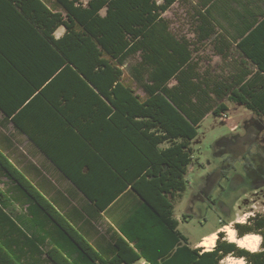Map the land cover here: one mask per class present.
Instances as JSON below:
<instances>
[{
	"label": "trees",
	"instance_id": "obj_1",
	"mask_svg": "<svg viewBox=\"0 0 264 264\" xmlns=\"http://www.w3.org/2000/svg\"><path fill=\"white\" fill-rule=\"evenodd\" d=\"M177 2L185 3L0 0V21L14 25L6 36L25 42L7 54L0 47V59L25 64L38 50L50 63L44 88L39 85L47 81L25 76L21 82L30 90L11 97L0 91V109L35 143L24 116L40 110L45 119L65 117L75 132L63 140V150L37 146L95 207L61 210L0 152V186L9 185L11 194L8 198L0 188V264H221L231 254L246 264H264V218L246 232L261 235L260 252L224 240L203 252L190 246L175 216L202 121L209 114L225 115L228 103L264 117V14L240 18L236 50L217 35L222 40L212 49L222 61L234 53L239 57L238 64L224 63L228 70L218 73L197 58V44L172 31L164 14ZM210 13L197 10L193 18L212 27L203 39L215 35ZM61 27L65 32L56 38ZM110 205L121 235L95 246L76 222L89 221Z\"/></svg>",
	"mask_w": 264,
	"mask_h": 264
},
{
	"label": "crops",
	"instance_id": "obj_2",
	"mask_svg": "<svg viewBox=\"0 0 264 264\" xmlns=\"http://www.w3.org/2000/svg\"><path fill=\"white\" fill-rule=\"evenodd\" d=\"M184 2V5L180 2L175 3L171 7V9L175 5L181 4L183 6H186L184 10L186 15L190 18L191 29L189 34H186L184 36L191 39V42L193 44H197L196 47L200 48L197 58L201 60L202 64L206 63V66L211 65L210 60L204 61L201 56L203 53H205V50L208 49L211 50L212 54L210 59H220V66L218 65L219 67L214 68L216 69V72L224 73L225 70H228L224 63L230 65L238 64L237 59L239 57H237L236 53H234V56H230L227 62H223L221 56L217 55L212 49L214 48L213 44L222 40L217 36L222 34L225 41L229 45H231V48L236 50V46L240 41L238 33H240L243 29L240 18L242 16L256 17L264 14V0H184ZM207 8L211 10V13L208 15V17L211 18L213 22H215V28L213 29L215 35L209 39H203V35L207 33L208 29H212V27L207 24L202 25L199 22L197 23L193 18L197 15V10L204 11L207 10ZM165 14L164 17L166 18ZM213 17L217 18V20H215ZM193 22L194 24L192 26ZM13 27V23H10V21L8 20H6V22L0 21V32L5 33L0 34V38L1 36L4 37V40L2 39L3 42H0V47L3 49V51L6 50L4 51L6 54L8 50L14 48V44H25V42L22 43L10 41L9 37L6 36V34L8 35L10 33V30H13ZM171 29L173 31L172 23ZM64 32L65 29L63 27L59 28L55 32V37L60 38L61 36H63ZM42 54V52H38L37 50L34 56L25 57V64H22V60L20 61L17 58H13L14 60L7 57L1 58L0 91L2 92V94H6L8 97L25 95L24 91L30 90V86L28 87L26 83L21 82V80L24 79L25 76H28L33 80L43 81L42 84H44L48 80V78H50L44 72V70L49 67L50 63L47 61L46 57H42ZM15 63L23 69L15 70L12 67V65ZM26 66H28L29 69L26 68ZM6 79L9 83L5 82ZM15 79L20 80L16 85H14L15 83L12 81ZM47 84L48 81L45 83V85L40 84L39 86H43L44 88ZM30 115H28V117H23V126L28 130V132H30V135H32L36 143L31 140L30 136H28L29 133L27 135L18 131L12 123L11 118L6 117V115L0 109V152L6 155V157L11 162L16 164L24 172V174L30 178L31 181L38 185L39 189L44 194H46L49 198L54 199V201L58 203L57 206L61 210H73L74 208L80 210V212H83L82 210L84 209H90L91 211L95 210L94 205L83 196V194L73 185V183L69 181L63 175V173L48 159L42 149L37 146V144L39 143L40 146L41 144H46L47 146H49L48 148H53V145H62L61 148H58L60 152L61 150H63V146L67 142H64L63 140L68 137L71 131L75 132V129L72 130L70 126L64 123L63 120L65 117H59L60 120H58V122L56 120L55 114L48 116L46 115L45 119L43 118V113L40 110H37ZM234 128H236V123H234L233 125V129ZM21 140L23 141V145H25L23 153L18 150L19 147L17 148ZM55 150H57V148ZM37 160L42 161V165L44 167L38 166L36 163ZM43 168L49 171L52 175H56V177L61 181H64L68 185V188L63 191L59 187H57V184L49 178ZM0 188L3 192L7 193V197L9 198L11 195L10 186L1 185ZM111 206L112 205H110L104 212L95 214V218L89 219V221H86V219H84L83 221L77 220L78 222H76V225L80 232H82L87 237L89 242L95 246L102 244L103 241H107L105 244H110L113 241L114 237L121 235V232L117 229L118 219L112 211L114 205L112 207ZM111 211L113 214V218H111L108 214ZM99 222H105V224L108 225L106 232H100L98 230L99 228H97V224H99ZM219 232L220 230H217L213 233ZM208 236L209 235L205 237ZM201 241H199L193 248H201L199 246ZM204 251L206 250H203V252ZM142 262H144L145 264V261Z\"/></svg>",
	"mask_w": 264,
	"mask_h": 264
},
{
	"label": "rangeland",
	"instance_id": "obj_3",
	"mask_svg": "<svg viewBox=\"0 0 264 264\" xmlns=\"http://www.w3.org/2000/svg\"><path fill=\"white\" fill-rule=\"evenodd\" d=\"M184 9L185 6L181 4L175 5L165 14L166 18L171 21L175 34L186 35L190 32V18ZM211 55V50L208 49L201 56L204 61L210 60L213 68L219 67L220 59H210ZM132 61L134 63V60ZM205 66L206 63H204ZM138 92L143 95L142 90L139 89ZM228 107L229 111L225 112V115L217 117L209 114L201 123L199 135L192 143L193 161L185 176L187 190L176 202L175 216L179 220V231L188 238L191 247L203 240L205 236L216 232L221 226V222L226 221L227 225L222 227L219 233H216L218 238L215 247L219 240L232 243L228 240L226 232V228H232L238 238L250 235L258 236L259 244L255 252H260L262 250L261 235L250 232L240 236L237 222L248 226L250 220L254 218L253 215L264 218V187L260 188L249 204H243L246 205L245 207L241 205L247 199L246 193H249L248 196H253L250 192L256 188L254 175L263 174V170L256 165L255 167L245 166L241 159L230 160L232 168L226 169L224 161L225 158H228L231 143H245L246 139L254 134L258 138L259 146L264 149V130L259 131L257 125L264 123V117L232 103H228ZM234 123H236V128L233 129ZM17 148L23 153L25 145L22 140ZM253 152L260 156L262 164H264V152L255 150ZM36 163L38 166L44 167L42 161L37 160ZM44 171L61 190L64 191L68 188V185L58 179L56 175H52L45 169ZM219 174L218 181H215ZM235 176L243 178L242 183H239L241 181L238 180L233 184L230 183L235 180ZM207 190L209 191L208 198L204 197ZM237 201L238 206L236 205ZM97 226L100 232L107 231L108 225L105 222H99ZM203 250L205 249L203 248ZM227 257L239 259L231 254L224 257L221 264H227ZM137 264H144V262L140 261ZM243 264H246L245 259Z\"/></svg>",
	"mask_w": 264,
	"mask_h": 264
},
{
	"label": "flooded vegetation",
	"instance_id": "obj_4",
	"mask_svg": "<svg viewBox=\"0 0 264 264\" xmlns=\"http://www.w3.org/2000/svg\"><path fill=\"white\" fill-rule=\"evenodd\" d=\"M257 125H258L259 131L264 130V123H259ZM258 143L259 141H258L256 134H254L252 137L247 138L245 143H240V142H237V144L231 143L230 149L228 150V154H229L228 158H225V161H224V168L226 169L232 168L230 160L241 159L245 166L255 167L256 165L263 170L262 172L263 174L257 173L254 175L256 188L255 190L250 192V194H252L253 196H248L249 193H246L245 197H247V199L241 204L242 206H244L243 204H246V205L249 204L250 201L253 200L254 196L259 192L260 188L264 187V164H262L263 162L260 156L256 155L257 153L253 152L254 150L258 152L260 151L264 152V149L261 146H259ZM258 154H261V153H258ZM219 177H220V174L216 176L217 179L215 181H218ZM236 180L241 181L239 183H242L243 178L239 176H235V180L234 181L232 180L230 183L233 184V182H235ZM208 196H209V191L207 190L204 193V197L208 198ZM236 205L238 206V201L236 202ZM253 217L254 218L251 219L248 224L249 227H255L259 223L260 219L263 218V216H256V215H253ZM237 225H240L238 227L239 232H243V233L247 232V228H248L247 225H241L240 222H237ZM221 229L222 227L219 228L218 230H221Z\"/></svg>",
	"mask_w": 264,
	"mask_h": 264
},
{
	"label": "bare ground",
	"instance_id": "obj_5",
	"mask_svg": "<svg viewBox=\"0 0 264 264\" xmlns=\"http://www.w3.org/2000/svg\"><path fill=\"white\" fill-rule=\"evenodd\" d=\"M226 232L228 234V240L232 243H236L237 246H239L240 248L248 250L250 252H255L257 250L259 244L258 236L250 235L238 238L235 236L232 228H226ZM217 238L218 235L216 233H213L208 237H205L201 241L199 246L209 252L215 247ZM226 260L227 264H243L244 262V259L242 258L236 259L232 257H227Z\"/></svg>",
	"mask_w": 264,
	"mask_h": 264
}]
</instances>
